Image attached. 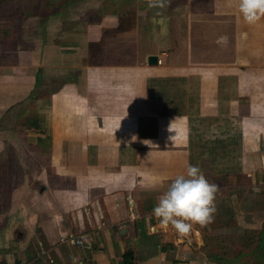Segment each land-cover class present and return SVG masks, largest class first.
<instances>
[{
	"label": "crops",
	"instance_id": "1",
	"mask_svg": "<svg viewBox=\"0 0 264 264\" xmlns=\"http://www.w3.org/2000/svg\"><path fill=\"white\" fill-rule=\"evenodd\" d=\"M171 1L180 22L157 50L141 41L153 34L105 33L149 10L146 0L97 1L72 16L86 22L79 32H58L60 13L48 10L32 46L0 45V107L25 100L46 73L62 78L19 113L17 131L32 142L10 178L0 155V264H124L126 250L132 264H217L152 212L189 164L218 185L208 228H256L264 209L238 210L241 226L228 205L264 193V18L247 24L238 0ZM151 54L161 62L148 64ZM29 161L41 165L30 175Z\"/></svg>",
	"mask_w": 264,
	"mask_h": 264
},
{
	"label": "rangeland",
	"instance_id": "2",
	"mask_svg": "<svg viewBox=\"0 0 264 264\" xmlns=\"http://www.w3.org/2000/svg\"><path fill=\"white\" fill-rule=\"evenodd\" d=\"M52 1V0H51ZM55 2L48 4L47 0H0V45L1 47H7L12 48L16 44H20L21 46L25 45V47L32 46V30L38 29L41 30L42 22L48 13V10L56 11V14H58L60 17H56L57 21H52L51 23L55 24V27L57 28L58 32H65L68 30V32L74 30V32H79L81 29L83 30L85 21L81 20H75L74 13H84L89 12L93 9H95L97 1L100 0H87L85 4H82L81 1L83 0H54ZM72 1V2H71ZM175 1H171V4L162 10L163 17L166 19L167 24V36L168 33H170L171 37L172 35L176 34V27L179 25V17L180 12L179 10L175 9ZM86 12V13H87ZM156 10H140L138 13H136L134 16H125L122 21L119 23V26L117 27L118 30H132L135 29L136 31H139L142 33H145L148 35H152L153 31L155 30L157 33L160 30V26L158 24H154V19H160V17H156L155 15ZM81 13V14H82ZM85 13V14H86ZM88 14V13H87ZM86 14V15H87ZM152 14L151 19H149V16ZM32 15H38L40 16V19L38 20V23H36L37 27H34V23H32ZM32 17V18H28ZM133 17V18H132ZM83 24V25H82ZM40 28V29H39ZM116 28V29H117ZM116 30L110 29L109 35L114 33ZM6 32V33H3ZM144 34V35H145ZM143 35V36H144ZM7 36V37H5ZM167 36L161 38V40L157 41L152 37H141V41L144 42L143 39H148L152 41L154 45V49L157 50L158 48L167 47ZM56 39H52V41H55ZM142 42V43H143ZM172 46V45H170ZM91 49L89 47V53H91ZM43 76H49L47 80L41 79L39 81L38 88L36 87L33 89L32 92H30L27 96V98L21 102L15 103L14 105H5L3 107H0V139L3 141V151H1V157L2 162L6 164L7 167V177L13 176L15 174V166L11 165L15 161L16 158L21 159L22 156L26 154V151L23 149L24 145L26 146V143L30 144L31 141V135L29 138L27 137L26 140L21 138L20 133L17 131V118L19 117V113L27 108L28 111L33 110L35 106L30 105L32 102L29 100V97L32 96H38V95H47L45 92L48 89H55L61 82L62 78L58 77L54 80V83L51 82L52 75L45 74ZM42 76V77H43ZM41 77V78H42ZM12 79H9L7 81L8 86H13L14 81H11ZM4 81V79H2ZM42 82V83H41ZM55 84V85H54ZM12 87L8 90V94H12L15 91ZM11 92V93H10ZM4 93V92H3ZM5 94V93H4ZM3 94V96H4ZM19 94H22L20 92ZM26 94V93H25ZM2 97V96H1ZM14 102V100H9V102ZM27 110V109H26ZM43 125H45V122H43ZM42 125V126H43ZM45 130V127H43ZM25 142V143H24ZM30 154L29 156L33 155L31 151L29 150ZM27 155V154H26ZM34 158V157H33ZM11 161V162H10ZM10 162V164H9ZM37 161H29V164L25 168V171L27 174L31 171H37L41 165ZM5 167V165H4ZM20 171V170H19ZM16 169V172H19ZM21 174H16L17 177H19ZM30 175V174H29ZM8 177V178H10ZM30 176H28L29 178ZM30 183H32L31 180L27 179L25 181L26 186H28ZM220 185L223 184V182H219ZM31 185V184H30ZM29 185V186H30ZM243 192V189H241ZM230 193H235L233 190H230ZM248 194V193H247ZM262 194V193H261ZM258 194V192H255L252 199L245 195V193L238 196V199L236 201L235 197L232 195L229 196V199L231 200L228 208L230 209V215H232L233 221L232 224H237V222H241V219H234L236 215L238 214V210H242V212L249 209L257 208L259 211H262L264 209V193L263 195ZM242 196V197H241ZM226 205V206H227ZM244 211V212H245ZM264 211V210H263ZM260 212V218L257 217V220L254 222H249L250 224H256V228L254 230L248 229L244 230L243 228H237L236 230H224L223 229H210V225L214 224L209 223L206 227H201L199 224H194L192 226L197 228L196 234L192 233V229L190 231V234L187 236H180L176 230L169 225V230L174 234L175 237L182 238L180 240L190 242L192 244V247H199L201 252L205 254L206 257L209 258L212 256H217V259H219L220 264H264V255H263V249H262V242L260 239V232H263L264 227V212ZM259 213V212H257ZM263 213V214H262ZM244 214V213H242ZM259 215V214H258ZM250 221L252 219L256 218L254 215H249ZM254 217V218H253ZM215 217L213 218V220ZM222 222V220H221ZM246 222H241V226ZM217 226H221L218 222ZM200 232V235H199ZM198 235V236H197ZM195 240H198V245L195 242ZM218 264V263H217Z\"/></svg>",
	"mask_w": 264,
	"mask_h": 264
},
{
	"label": "clouds",
	"instance_id": "3",
	"mask_svg": "<svg viewBox=\"0 0 264 264\" xmlns=\"http://www.w3.org/2000/svg\"><path fill=\"white\" fill-rule=\"evenodd\" d=\"M146 3L149 9L156 10L155 16L160 17L153 20L160 26L158 33L153 31V38L159 41L167 36L162 10L170 5L171 0H146ZM238 9L249 25L264 18V0H238ZM217 192L218 185L209 183L197 166L189 164L186 173L177 175L159 196L152 212L164 228L171 225L180 236H187L194 224L206 227L212 222Z\"/></svg>",
	"mask_w": 264,
	"mask_h": 264
},
{
	"label": "trees",
	"instance_id": "4",
	"mask_svg": "<svg viewBox=\"0 0 264 264\" xmlns=\"http://www.w3.org/2000/svg\"><path fill=\"white\" fill-rule=\"evenodd\" d=\"M126 12H123V14H125ZM116 31H118V28L116 29ZM115 31V32H116ZM109 32L110 31H107V32H105V33H107L106 35H109ZM114 32V33H115ZM90 45H92V46H94V47H100V45L99 44H91V43H89V46ZM39 81H41V80H39ZM39 81H38V78H37V85L35 86V88L37 87L38 88V85H39ZM33 91V90H32ZM31 91V92H32ZM47 93H48V90H47ZM30 95V94H29ZM33 97V96H32ZM18 103V102H17ZM16 103V104H17ZM15 104V103H14ZM13 104V105H14ZM5 165V163H3V166ZM251 231V230H250ZM260 239H259V241L261 240V242H262V249H263V255H264V227H263V232L261 233L260 232ZM132 258H133V256H132V252L130 251V250H126L125 252H124V254H123V260H124V264H132ZM209 258L212 260V261H214V262H216V263H218V264H220L219 263V259H217V256H212V257H210L209 256Z\"/></svg>",
	"mask_w": 264,
	"mask_h": 264
},
{
	"label": "built area",
	"instance_id": "5",
	"mask_svg": "<svg viewBox=\"0 0 264 264\" xmlns=\"http://www.w3.org/2000/svg\"><path fill=\"white\" fill-rule=\"evenodd\" d=\"M159 63L161 62L160 59L157 60ZM135 215H132L131 218H134ZM61 240H64V239H61ZM68 241L72 244H76V245H83L84 244V237H78V238H68Z\"/></svg>",
	"mask_w": 264,
	"mask_h": 264
},
{
	"label": "water",
	"instance_id": "6",
	"mask_svg": "<svg viewBox=\"0 0 264 264\" xmlns=\"http://www.w3.org/2000/svg\"><path fill=\"white\" fill-rule=\"evenodd\" d=\"M157 55L156 54H151L147 57V62L148 64H156L157 63Z\"/></svg>",
	"mask_w": 264,
	"mask_h": 264
}]
</instances>
